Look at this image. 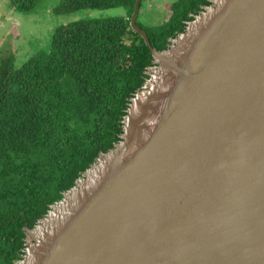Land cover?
<instances>
[{
  "label": "water",
  "instance_id": "1",
  "mask_svg": "<svg viewBox=\"0 0 264 264\" xmlns=\"http://www.w3.org/2000/svg\"><path fill=\"white\" fill-rule=\"evenodd\" d=\"M151 65L119 140L24 232L14 264H264V0H206Z\"/></svg>",
  "mask_w": 264,
  "mask_h": 264
},
{
  "label": "trees",
  "instance_id": "2",
  "mask_svg": "<svg viewBox=\"0 0 264 264\" xmlns=\"http://www.w3.org/2000/svg\"><path fill=\"white\" fill-rule=\"evenodd\" d=\"M38 0H8L28 12ZM139 1V8L141 2ZM134 0H56L54 13L123 7L122 17L54 28L49 49L14 65L0 54V264L23 252L24 232L96 158L119 140L121 119L151 55L128 26ZM206 0H174L164 21L141 28L162 50ZM137 18V16H136Z\"/></svg>",
  "mask_w": 264,
  "mask_h": 264
},
{
  "label": "rangeland",
  "instance_id": "3",
  "mask_svg": "<svg viewBox=\"0 0 264 264\" xmlns=\"http://www.w3.org/2000/svg\"><path fill=\"white\" fill-rule=\"evenodd\" d=\"M174 0H143L136 20L143 26L162 23L168 5ZM56 0H38L28 12H16L8 0H0V54L12 53L18 67L30 55L49 49L50 37L55 27L78 19L122 17L123 7L104 9L81 8L66 13H54Z\"/></svg>",
  "mask_w": 264,
  "mask_h": 264
}]
</instances>
